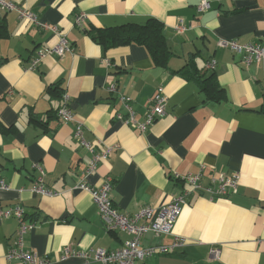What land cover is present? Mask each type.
<instances>
[{
  "label": "crops",
  "instance_id": "0c3cea01",
  "mask_svg": "<svg viewBox=\"0 0 264 264\" xmlns=\"http://www.w3.org/2000/svg\"><path fill=\"white\" fill-rule=\"evenodd\" d=\"M13 1L56 26L73 46L30 69L36 48L52 46L57 35L14 10L0 11V177L8 185L0 188V208L20 205L24 220L33 222L24 245L45 260L37 264H100L60 256L66 246L111 249L130 238L125 230L104 227L91 194L76 187L79 180L97 187L111 176L115 206L133 214L189 188L186 174H200L202 186L216 189L211 179L234 171L236 192L211 198L192 191L169 233L142 235L143 246L186 239L184 246L148 256L142 264H264V67L246 64L240 53L220 45L230 39L264 43V0H210L200 12L201 0ZM81 12L86 27L74 24ZM148 17L164 25L170 50L165 63H155L142 44L104 48L87 32ZM178 18L184 20L183 33L175 31ZM211 60L214 68L207 69ZM209 72L224 90L219 100L199 87L197 79ZM60 86L71 121L56 113ZM159 86L167 98L165 113L146 130L115 117L126 114L124 95L142 121ZM75 122H81L93 152L73 137ZM101 149H109L107 157L85 174ZM38 167L54 194L32 190ZM18 225L14 216L0 217V264H21L6 258ZM214 247L217 257L210 253Z\"/></svg>",
  "mask_w": 264,
  "mask_h": 264
},
{
  "label": "built area",
  "instance_id": "2783aa9c",
  "mask_svg": "<svg viewBox=\"0 0 264 264\" xmlns=\"http://www.w3.org/2000/svg\"><path fill=\"white\" fill-rule=\"evenodd\" d=\"M221 1V0H218ZM210 6V0H201L196 8L204 11ZM14 10L20 18H25L28 22L34 24L40 29H50L57 35V41L52 46H40L36 48L34 56L30 60V69L37 67V64L42 58L48 54H55L57 56L64 55L73 50V46L68 40L66 34L60 32L56 26L50 25L38 19L37 15L22 4L14 2L13 0H0V11ZM74 24L86 27V15L81 12L75 16ZM177 33H183L186 29L183 18H178L175 25ZM221 46H229L234 51L242 55L244 63L250 64L253 61L261 63L264 67V43H243L239 44L235 40H223ZM209 69L214 68V61L211 60L206 64ZM110 91L116 89L115 84L108 86ZM61 105L57 109V116L62 121L73 120V114L68 104V95L63 91L61 97ZM120 100L126 108V114L123 116L116 113L115 117L122 119L132 128L140 131L146 130L158 116L165 113V104L167 101L166 95L163 92V87L159 86L153 98L150 101L148 110L142 121L136 118L135 111L129 105V97L121 95ZM73 137L83 147L90 152L94 151V144L87 141L83 135V127L81 122H75L73 128ZM109 149H101L91 156L85 168V174L92 172L98 161L105 159L108 155ZM39 174L33 182L32 190L38 194L47 195L54 194L44 185L43 169L38 167ZM200 174L192 175L186 174L183 176V181L189 184V188L183 189L180 193L174 194L170 199L162 205H143L136 213L127 214L120 212L115 206L111 196L113 187V179L106 175L102 183L95 187L88 184L85 180H79L76 187L81 190L88 191L93 201L96 203L98 214L103 222V225L108 230H125L130 234V238L115 248L107 249L102 247H93L74 251L69 246H66L62 251L60 258H66L74 255L82 259L84 262L96 261L100 264H142L143 260L148 256L159 253L171 252L177 247H182L186 244V239L181 236H175L169 244H158L151 246H143L141 244V237L147 232H152L153 235L159 236L164 233H169L172 226L181 212L182 205L186 203V197L192 192L204 194L206 193L211 198L216 196H224L228 191L236 192L239 183V173L234 171L228 175L220 174L218 177L212 178L213 183L217 184L216 189H212L210 185L202 186L199 183ZM8 185L0 177V188H7ZM14 216L18 219V228L15 233L14 243L10 246L6 254L8 260L17 259L21 264H37L45 262L42 257H39L36 252L25 248L24 235L32 228L33 222H26L24 220V209L20 205H15L6 208H0V217ZM218 248L214 247L210 253L218 256Z\"/></svg>",
  "mask_w": 264,
  "mask_h": 264
},
{
  "label": "trees",
  "instance_id": "16d2710c",
  "mask_svg": "<svg viewBox=\"0 0 264 264\" xmlns=\"http://www.w3.org/2000/svg\"><path fill=\"white\" fill-rule=\"evenodd\" d=\"M164 30V25L159 19L148 17L143 23L126 22L87 30V32L90 33L94 41L101 44L104 48L131 42L142 44L148 49L153 61L162 64L167 61L170 55ZM197 81L200 89L208 92L209 98L214 100L222 98L224 90L216 82L213 72H209L205 78L200 77ZM54 86L59 87V82L55 83ZM62 89L60 86V90L63 92ZM61 91H59L60 97H62ZM262 106L261 111H264V104ZM38 120L41 121V119Z\"/></svg>",
  "mask_w": 264,
  "mask_h": 264
}]
</instances>
